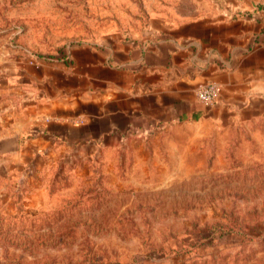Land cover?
<instances>
[{
	"label": "rangeland",
	"instance_id": "rangeland-1",
	"mask_svg": "<svg viewBox=\"0 0 264 264\" xmlns=\"http://www.w3.org/2000/svg\"><path fill=\"white\" fill-rule=\"evenodd\" d=\"M195 1L0 0V264H264V117L164 126L84 160L2 139L21 126L4 118L14 70Z\"/></svg>",
	"mask_w": 264,
	"mask_h": 264
},
{
	"label": "crops",
	"instance_id": "crops-1",
	"mask_svg": "<svg viewBox=\"0 0 264 264\" xmlns=\"http://www.w3.org/2000/svg\"><path fill=\"white\" fill-rule=\"evenodd\" d=\"M69 58L12 72L4 118L21 126L2 137L11 148L101 158L160 127L264 117V0H197L140 31L75 46ZM209 82L221 91L205 105L197 90Z\"/></svg>",
	"mask_w": 264,
	"mask_h": 264
},
{
	"label": "built area",
	"instance_id": "built-area-1",
	"mask_svg": "<svg viewBox=\"0 0 264 264\" xmlns=\"http://www.w3.org/2000/svg\"><path fill=\"white\" fill-rule=\"evenodd\" d=\"M220 91L221 89L216 83H205L198 88L197 97L205 105H212L217 102Z\"/></svg>",
	"mask_w": 264,
	"mask_h": 264
},
{
	"label": "trees",
	"instance_id": "trees-1",
	"mask_svg": "<svg viewBox=\"0 0 264 264\" xmlns=\"http://www.w3.org/2000/svg\"><path fill=\"white\" fill-rule=\"evenodd\" d=\"M39 60L44 62V61H59V60H62V61H68L70 60L69 58V50H64L63 52H61L58 56H55V57H47V56H41L39 57Z\"/></svg>",
	"mask_w": 264,
	"mask_h": 264
}]
</instances>
